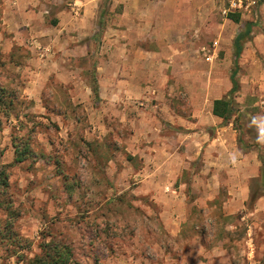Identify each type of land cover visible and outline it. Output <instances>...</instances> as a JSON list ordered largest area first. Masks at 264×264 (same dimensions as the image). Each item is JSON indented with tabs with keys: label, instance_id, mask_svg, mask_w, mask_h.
<instances>
[{
	"label": "rangeland",
	"instance_id": "obj_1",
	"mask_svg": "<svg viewBox=\"0 0 264 264\" xmlns=\"http://www.w3.org/2000/svg\"><path fill=\"white\" fill-rule=\"evenodd\" d=\"M108 1L100 11L112 14ZM172 1L154 0L167 12ZM189 1L181 32L191 70L168 71L158 93L169 107L158 98L153 115L172 118L146 136L109 118L115 106L94 92L96 54L78 58L72 74L58 72L55 29L47 45L30 34L10 38L0 0V264H26L51 242L68 246L78 264H264V144L248 126L264 115V54L246 41L238 68L233 49L226 55L247 23L251 40L264 35V0L239 23L222 15L221 0ZM56 7L36 20V34L53 24ZM98 44L95 35L93 50ZM235 70L234 116L220 122L207 107L226 82L232 88ZM130 107L136 116L145 108ZM26 142L31 152L15 163L14 143L22 150Z\"/></svg>",
	"mask_w": 264,
	"mask_h": 264
},
{
	"label": "crops",
	"instance_id": "obj_2",
	"mask_svg": "<svg viewBox=\"0 0 264 264\" xmlns=\"http://www.w3.org/2000/svg\"><path fill=\"white\" fill-rule=\"evenodd\" d=\"M109 1L112 14L100 11L105 7L107 0H73L66 3L69 8L61 4L64 0H2L5 7L2 20L7 25V33L10 30L16 35L10 38L25 40L30 34L37 36L44 45L53 38V35L48 33L49 30L55 29L58 48L54 65L57 66L58 72L65 73L70 70L72 74L73 63L78 58L96 54L99 97L104 106H109V110L115 106L112 111L116 113L112 112L109 118L115 114L114 116L122 122L125 120L134 127L138 125L136 134L147 136L153 129L161 131L155 122L172 118L169 111L158 116L153 115L159 107L155 105L154 100L159 98V105L169 107L168 100L158 93L168 82L166 74L168 71H179V67L191 70L188 68L192 64L188 50L190 45L182 41L185 39L181 28L187 23V13L193 6L189 0H174L169 5L170 11L167 12L163 5H157L154 0ZM54 6L57 7L53 24L44 23L45 32L36 34V20L38 19L39 23L45 22ZM100 19H103L102 25ZM31 24L34 26L31 27ZM39 29L41 31V28ZM174 30L178 33L175 36L171 34ZM95 35L99 39L96 51L93 50ZM238 35L233 37L231 48L227 49L226 55L231 54L232 49L234 55V41ZM248 41L255 44L256 53L264 54V43L263 46L260 44L261 41L264 42V35L258 34ZM46 55L48 53L44 51V58ZM214 56H217V49L211 55ZM75 69L77 70L76 66ZM230 88V83L226 82L219 88L220 94L219 90H216L218 96L207 107L208 113L218 121L223 119L212 113L213 103L225 97ZM135 103L145 107L137 109L138 116L127 113L128 107L131 108L130 105ZM104 110L106 111V108ZM138 129H141V132Z\"/></svg>",
	"mask_w": 264,
	"mask_h": 264
},
{
	"label": "trees",
	"instance_id": "obj_3",
	"mask_svg": "<svg viewBox=\"0 0 264 264\" xmlns=\"http://www.w3.org/2000/svg\"><path fill=\"white\" fill-rule=\"evenodd\" d=\"M102 18V16L100 17ZM229 19L232 21L239 23L240 22V15L237 14H231L229 15ZM103 19H100V25L103 23ZM101 31V27H100ZM252 33V23L246 24V29L239 33V35L236 37L234 41V47H235V53H234V64L236 68L239 67V57L242 53V47L244 45L245 41L250 40V36ZM235 68V69H236ZM231 83L232 88L229 91L228 96L223 97L222 99H217L213 103V110L212 113L222 118L224 122H228L232 120L234 116V109H233V97L235 93H237L239 88V83L236 79V70L232 72L231 76ZM94 92H98V85L94 86ZM2 131V121L0 120V132ZM240 143H242L240 139ZM15 148V163H22L24 162L29 153L31 152L30 145L28 142L25 143L24 149H20L19 146H17L14 143ZM262 163V179L264 180V159L260 158ZM4 184H6V181L4 180ZM41 254L35 256L33 259H30L26 264H78L74 259V253L73 251L64 244L59 243H43L41 246ZM264 261V258H263Z\"/></svg>",
	"mask_w": 264,
	"mask_h": 264
},
{
	"label": "built area",
	"instance_id": "obj_4",
	"mask_svg": "<svg viewBox=\"0 0 264 264\" xmlns=\"http://www.w3.org/2000/svg\"><path fill=\"white\" fill-rule=\"evenodd\" d=\"M224 4L222 15L229 17L231 14L240 15L252 19L257 10L260 8V0H221ZM207 56V54H205ZM206 60H211V56H207Z\"/></svg>",
	"mask_w": 264,
	"mask_h": 264
},
{
	"label": "clouds",
	"instance_id": "obj_5",
	"mask_svg": "<svg viewBox=\"0 0 264 264\" xmlns=\"http://www.w3.org/2000/svg\"><path fill=\"white\" fill-rule=\"evenodd\" d=\"M248 126L250 128H254V130L257 133L256 136V142L258 144H264V115L255 114L252 115ZM239 153L233 152L229 154V159L232 163H235L237 161Z\"/></svg>",
	"mask_w": 264,
	"mask_h": 264
}]
</instances>
